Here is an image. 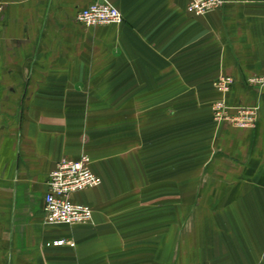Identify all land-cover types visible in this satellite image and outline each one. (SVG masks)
<instances>
[{"label":"crops","instance_id":"1","mask_svg":"<svg viewBox=\"0 0 264 264\" xmlns=\"http://www.w3.org/2000/svg\"><path fill=\"white\" fill-rule=\"evenodd\" d=\"M0 0V264H264V0ZM252 127L216 124L219 75ZM91 157L88 223L46 224L62 157ZM66 238L74 246L48 242Z\"/></svg>","mask_w":264,"mask_h":264},{"label":"built area","instance_id":"2","mask_svg":"<svg viewBox=\"0 0 264 264\" xmlns=\"http://www.w3.org/2000/svg\"><path fill=\"white\" fill-rule=\"evenodd\" d=\"M226 0H188L187 10L200 16L222 6ZM78 22L84 26L114 24L122 21L119 10L107 0H89L76 14ZM247 83L258 89L264 88V72L249 76ZM233 83L229 75H219L212 85L221 96L211 104L213 121L216 124L227 122L236 127H252L258 119L259 107L255 105H232L227 102L226 93ZM91 157L82 153L78 158H60L49 172L46 180V192L43 195V220L46 224H85L91 220L90 205L76 201L73 195L95 187L99 177L91 168ZM47 245L74 246L66 238L51 240Z\"/></svg>","mask_w":264,"mask_h":264},{"label":"rangeland","instance_id":"3","mask_svg":"<svg viewBox=\"0 0 264 264\" xmlns=\"http://www.w3.org/2000/svg\"><path fill=\"white\" fill-rule=\"evenodd\" d=\"M119 23H121V22H119ZM119 23H114V24H119Z\"/></svg>","mask_w":264,"mask_h":264}]
</instances>
